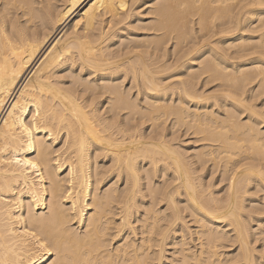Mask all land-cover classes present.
Listing matches in <instances>:
<instances>
[{"label": "bare ground", "instance_id": "6f19581e", "mask_svg": "<svg viewBox=\"0 0 264 264\" xmlns=\"http://www.w3.org/2000/svg\"><path fill=\"white\" fill-rule=\"evenodd\" d=\"M258 233L264 0H0V264H264Z\"/></svg>", "mask_w": 264, "mask_h": 264}, {"label": "rangeland", "instance_id": "374dc122", "mask_svg": "<svg viewBox=\"0 0 264 264\" xmlns=\"http://www.w3.org/2000/svg\"><path fill=\"white\" fill-rule=\"evenodd\" d=\"M209 90H211V88L209 89ZM259 102V101H258ZM242 117H244L245 115H244V113L241 115ZM262 125V124H261ZM185 132V134H184V132ZM188 132V133H187ZM179 133V134H178ZM178 137H177V135H174L175 136V140H174V143L175 144H177L179 141L181 142H179V144L180 145H185V147L184 146H182L181 148L185 151V150H189L190 148H193L194 146L193 145H195V144H200V141L198 142H196V143H194V144H192L191 142H193L192 141V138H193V140L195 141L196 140V136L197 135H194L193 133H192V131L190 130H188V131H186V130H184V128L182 129V130H180V131H178ZM187 133V134H186ZM182 134V135H181ZM195 137V138H194ZM184 141V142H183ZM187 142V143H186ZM190 142V143H189ZM189 144V145H188ZM188 145V146H187ZM192 145V146H191ZM184 147V148H183ZM187 147V148H186ZM189 147V148H188ZM205 171V170H204ZM218 172H217V174L215 173V175L214 174H212L211 176L213 177L212 178V180H216L217 179V181H216V186H214V188H215V190H218V189H220L221 188V186L220 185H224L225 184V182H222V181H220V175L218 176ZM209 176H210V174H209ZM213 181V182H214ZM220 182V183H219ZM222 182V183H221ZM218 183L220 184V185H218ZM109 184V183H108ZM108 184H106V185H108ZM223 185H222V187H223ZM219 186V187H218ZM217 188V189H216ZM251 191H253V192H256V191H254V190H251ZM221 192H222V190H221ZM221 192H219V193H221ZM261 191H257L256 193H254V194H251V192H250V197H255L256 195H262V192L260 193ZM147 198L149 199V197L147 196ZM251 203H257V200H255V201H251ZM189 218H191V217H187V220H188V224L191 226V228H192V230H194L195 229V227H194V223H193V219L191 218V219H189ZM192 220V221H191ZM253 222H255V221H252V223ZM255 224V223H254ZM252 228H255L254 229V231L255 232H258L259 231V226L258 225H253V227ZM258 230V231H257ZM261 234V235H260ZM264 233H258L257 235H255L257 238H256V240L254 239V241H253V246L256 248V250L258 251H256L255 253H256V255L258 256L259 255V258H260V254H264V235H263ZM263 243V244H262ZM255 244V245H254ZM262 246V247H261ZM167 249H169L168 251H165V253H170L171 251H172V249H174L175 247L173 246V245H167V247H166ZM234 248V247H233ZM226 250H233L232 249V247H231V249H226ZM260 252V253H259ZM261 255V256H262ZM264 256V255H263ZM263 256L260 258L261 260H262V258H263ZM232 264H240L239 262H234V263H232Z\"/></svg>", "mask_w": 264, "mask_h": 264}]
</instances>
